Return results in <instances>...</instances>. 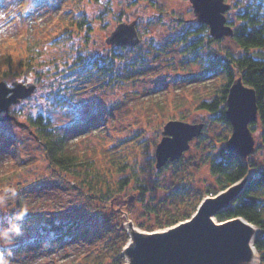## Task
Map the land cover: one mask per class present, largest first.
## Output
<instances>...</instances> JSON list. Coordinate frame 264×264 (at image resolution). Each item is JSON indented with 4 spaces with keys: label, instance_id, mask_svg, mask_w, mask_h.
Segmentation results:
<instances>
[{
    "label": "rangeland",
    "instance_id": "obj_1",
    "mask_svg": "<svg viewBox=\"0 0 264 264\" xmlns=\"http://www.w3.org/2000/svg\"><path fill=\"white\" fill-rule=\"evenodd\" d=\"M62 1L0 0V57L4 56L16 73L20 71L3 80L9 86L15 80L27 85V79L20 78L25 70L20 65L23 59H29L30 65L42 74L35 91L10 106V112L22 111L21 114L11 115L25 122L30 113L48 116L57 131L68 136L67 150L93 159L103 181L115 179L119 162L127 160L156 198L171 194L184 201L182 194L186 191L204 190L203 183H212V155L226 146L231 134L226 124L197 108L202 100L218 94L226 82L222 71H205L206 59L213 53L221 57L229 51L240 54V47L229 36L210 41L206 31L196 33L192 28L182 34L189 26L200 25L190 0H104L111 9L103 17L102 7L86 0L82 6L91 29H84L82 34L75 29L71 38L67 34L63 37L59 32L69 26L81 5L74 6L73 0L72 8ZM225 1L231 4L225 12L228 20L236 22L237 11L248 6H259L256 10L264 16L263 0ZM132 20H136L141 33L140 46L115 48L106 44V38L120 22ZM193 37L203 41L196 54L189 46ZM89 55L109 63L105 77L95 65L84 64ZM29 76V81L38 77L35 72ZM53 90L60 93L56 96ZM57 97L64 100L58 106ZM170 119L205 125L180 160H169L157 172L153 168L155 149ZM9 121L0 122V218L22 217L17 224L22 230L16 235V226L0 229V248L9 249L31 238L37 233L35 225L42 220L67 219L61 212L65 209L75 212L72 228L76 232L70 241L50 243L48 248L29 245L10 253L2 250L3 264L107 262L125 240H130L126 222H151L132 184L107 202L97 200V194L88 200V205L84 190L70 187L71 178L63 180L51 175L33 129L17 127ZM260 131L257 122L253 130L256 145ZM11 133L15 139H11ZM17 142L19 147L15 149L13 144ZM244 159L253 161L256 170H264V149L256 147ZM252 172L253 169L250 175ZM245 181L243 189L248 178ZM255 192L264 202V188ZM16 200H20L17 209ZM95 252H99L97 256L91 255ZM238 264H260L259 255L255 261Z\"/></svg>",
    "mask_w": 264,
    "mask_h": 264
},
{
    "label": "trees",
    "instance_id": "obj_2",
    "mask_svg": "<svg viewBox=\"0 0 264 264\" xmlns=\"http://www.w3.org/2000/svg\"><path fill=\"white\" fill-rule=\"evenodd\" d=\"M64 1L65 0H63L62 3ZM72 1L73 0H66L65 2L66 4L69 3L68 5H71L72 7ZM85 1L86 0H75L74 6L77 3L78 5H81V7H79L76 11L73 10L75 12L72 15L69 26L62 29L58 35L63 34L62 36L64 37L65 34H67L66 37L71 38L75 29L78 30L80 34H82L84 29H91L87 11L82 6ZM89 1H93L95 6L102 7L100 10L102 17L111 9L110 6L104 2V0ZM258 7L259 6H257V8ZM257 8L248 6L243 10L237 11L236 22H234V20H228L226 17L227 23L230 24L233 29V33L229 35V37H232L234 42L240 47L241 53L236 55L229 51L224 53L222 57L218 56V53H213L210 58L206 59L207 65L205 71L209 72L210 74L219 73L222 71L226 78V82L219 90H217L218 94L210 99L206 98L202 100L197 108L206 110L212 119L215 118L226 124L229 131L231 132V123L226 117L227 95L232 83L238 77H240L245 85L255 90L256 102L258 106V120L250 124V129L253 132L256 123H260V141L256 147L264 149V16L261 15L260 11L256 10ZM132 21H135V29L140 41L141 33L138 30L137 22L136 20ZM189 28L197 31L196 33L201 32V34L206 31L210 41H219L223 38H215L212 36L210 33V28L206 23L200 22L199 26L197 24L189 26L182 34H184ZM188 38L189 37H186V39ZM105 42L106 44L112 45L115 48L140 46L139 42L130 45H116L109 42L108 37L106 38ZM189 42V46L192 47L191 53L193 54H196L195 50H197L199 47L201 48V45L203 44V41H199L198 37H193ZM3 57H0V81H4V78L15 76V74L18 75L20 73L19 70H17L16 73L12 69V66L10 68L9 63L6 62ZM85 63L95 65L100 69L101 74L104 77L106 76L107 73L105 69H108L109 66L107 65L109 63H101L96 55L87 56V60L84 62V64ZM20 65H22L25 69L22 77L20 78L27 79V83L32 82L35 84V87H37V83H40V79L42 77L41 72L36 70L34 66L30 65L29 59H23ZM32 72H35L38 75L35 81H29L31 80L29 75H31ZM118 80L119 79H117V81ZM13 82H18V80ZM51 92H56V96L58 93H60L56 90ZM62 98L65 99L63 95ZM56 101H58L56 104V106H58L60 103H63L62 101L64 100L61 101V97H57ZM12 112L21 114L22 111L15 110L11 111L10 113L12 114ZM15 117L17 118L16 115ZM5 121L7 120H0V122ZM9 122L15 124L11 120ZM26 123L30 129H33H31L33 137L42 145L44 157L47 161L48 167L50 168L51 175L57 178H63V180H65V177L67 176L71 178L69 180L70 187L77 189L80 192L81 190H84L85 199L88 205L90 204L88 200L92 201L93 197H96L97 194V200L101 202H107L110 198H114L116 193H120V191L132 184L143 202V208L146 211L144 214H146L149 219H151V222L135 221L136 225L141 230L155 231L157 229H164L189 219L196 211L204 196L215 195L219 191L226 189L234 183L247 178L251 169H253V172L249 176V180L245 188L228 207L216 213L215 218L217 221L224 222L236 217H241L258 227L260 232L254 239V246L259 255L260 264H264V202L259 199V196L255 192L264 188V170H256L258 168L253 161L245 160L238 154L228 151L227 143L226 146L218 148L217 151L212 155L210 162L212 183L208 181L203 183L206 185L204 190L186 191L182 194L184 195L185 200L181 201L178 200L179 197L173 196L171 194H167L166 197L156 198L153 195L151 188H149L138 176L134 165L130 164L127 160H121L119 162V171L115 179L112 178V181L107 179L103 181V174L96 167L93 159L86 158L84 155L80 156L78 154L71 153L67 150L68 136L65 133L58 132V128L54 125V123L51 122L48 116L43 113H38L36 116H34L30 113L27 116ZM15 126L17 125L15 124ZM10 137L11 139L16 138L14 133H11ZM13 147L18 149L19 142L13 144ZM180 158L173 161L177 162L180 160ZM163 166L158 168L155 163L153 168L154 170L157 169L156 171L158 172L159 170L161 171ZM133 174L134 181L132 180ZM5 177L10 178L9 175ZM1 180H3V178H1ZM194 181L197 183L195 179ZM175 189L176 188L173 190ZM79 194L82 196L83 193ZM20 200H18L19 203ZM66 211L67 209L61 212L66 213L67 219H60L52 222H46L41 219L42 221L35 225V230L37 233L34 232L31 238L9 249L0 248V252L3 250L6 253H10L12 250L24 249L29 245L46 246L48 248L51 246L50 243L55 245L70 241L72 238H74L73 234L76 232L72 228L73 221L75 220L72 218V215L74 216L75 212L69 213V211ZM17 217L18 216L15 215L7 216V218L1 217L0 229L5 230L8 226H17V224L20 223L19 220H22L21 217H19V220ZM22 223H24V225L26 224L25 219L22 221ZM125 241L124 244L120 246L115 252V254L111 255L112 258L110 260L107 262L105 259L100 261L96 260L94 264H125L126 257L123 253V246L126 245ZM98 253L99 252L90 254L97 256Z\"/></svg>",
    "mask_w": 264,
    "mask_h": 264
},
{
    "label": "water",
    "instance_id": "obj_3",
    "mask_svg": "<svg viewBox=\"0 0 264 264\" xmlns=\"http://www.w3.org/2000/svg\"><path fill=\"white\" fill-rule=\"evenodd\" d=\"M190 1L199 22L209 25L212 36L221 38L233 33L225 15L230 4L225 0ZM108 40L117 45L138 43L135 21L118 24ZM34 89L33 83L24 86L21 82H13L9 86L5 81H0V120L9 119L19 127H27L25 121L11 115L9 108L11 104L29 96ZM2 112L5 114L1 115ZM226 117L231 123L228 151L247 158L256 148V138L250 124L258 120V106L255 90L245 85L240 77L229 88ZM203 127V122L168 120L155 149L156 166L159 168L169 160L180 158L190 147V141L202 133ZM233 185L204 197L190 220L162 230L137 232L133 240L130 239L124 246L126 264H238L247 261L250 243L254 245L255 239L252 227L256 226L241 217L226 222L215 219L216 213L228 207L241 193L243 188L230 190ZM19 205L17 200L16 207Z\"/></svg>",
    "mask_w": 264,
    "mask_h": 264
},
{
    "label": "bare ground",
    "instance_id": "obj_4",
    "mask_svg": "<svg viewBox=\"0 0 264 264\" xmlns=\"http://www.w3.org/2000/svg\"><path fill=\"white\" fill-rule=\"evenodd\" d=\"M244 185H245V183L243 181L242 182H238L235 185H233L232 187H230L229 189L230 190H237V191H239V190H241V188ZM213 220H215L214 217H213ZM252 229H253V236L256 237L257 234L259 233L258 232V229L256 227H252ZM126 230H127V233L130 236L129 239H132V240H133L135 234L137 232H140V228L134 222H131V221H129L128 224L126 222ZM250 246H251V250H250V255L248 257V260H247L248 262L255 261L258 258L257 250H256L255 246L252 244V242L250 243Z\"/></svg>",
    "mask_w": 264,
    "mask_h": 264
},
{
    "label": "clouds",
    "instance_id": "obj_5",
    "mask_svg": "<svg viewBox=\"0 0 264 264\" xmlns=\"http://www.w3.org/2000/svg\"><path fill=\"white\" fill-rule=\"evenodd\" d=\"M22 218V217H21ZM13 231L16 233V235H20L21 234V228L19 226H16ZM0 264H3L2 261H0Z\"/></svg>",
    "mask_w": 264,
    "mask_h": 264
}]
</instances>
